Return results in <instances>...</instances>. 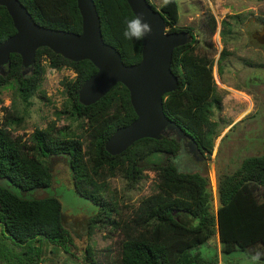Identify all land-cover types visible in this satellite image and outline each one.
<instances>
[{
  "label": "trees",
  "instance_id": "1",
  "mask_svg": "<svg viewBox=\"0 0 264 264\" xmlns=\"http://www.w3.org/2000/svg\"><path fill=\"white\" fill-rule=\"evenodd\" d=\"M20 1L37 23L82 32L77 0ZM94 1L105 42L118 49L125 64L139 63L143 41L139 21L127 0ZM160 11L175 31L178 1L167 0ZM15 33L12 17L0 5V41ZM188 46L174 50L172 70L179 76L180 85L167 95L164 111L200 149L212 153L215 129L211 115L219 105V100L215 101L213 59L194 55L185 49ZM46 66L76 73L74 78H64L62 84L71 114L87 120L89 140L84 145L79 136L57 128L55 120L24 140L14 136L11 129L19 118L4 108L8 122L0 124V177L6 182L0 184V264H41L45 261L46 243L63 250L72 244L60 199L30 195L51 185L47 158L59 154L69 158L77 193L98 209L94 223L101 222L124 234L117 261L97 262L88 247L86 264H218V260L211 261L196 251L217 234L222 254L241 250L249 258L264 261V154L246 158L233 174L220 179L219 206L213 211L209 179L197 172H183L171 157L166 158L176 156L183 147L175 136L143 138L119 155L106 151L105 144L113 133L137 115L130 92L122 83L92 105L80 103V88L98 71L90 60L74 62L41 47L33 73L24 76L22 57L13 53L7 74L0 73V93L12 84L19 98L31 103L42 87ZM146 169L157 172L158 191L145 197L128 221L114 218L120 213L117 204L108 200L109 178L119 175L138 184Z\"/></svg>",
  "mask_w": 264,
  "mask_h": 264
},
{
  "label": "rangeland",
  "instance_id": "2",
  "mask_svg": "<svg viewBox=\"0 0 264 264\" xmlns=\"http://www.w3.org/2000/svg\"><path fill=\"white\" fill-rule=\"evenodd\" d=\"M166 1L151 0L157 10H160ZM177 1L180 6L179 26H191L196 30L201 41L197 45L200 53H209L217 58L223 48L218 37L222 20L233 22L235 16L239 15L241 23L234 27L237 31L230 35L231 43L226 51L234 55L232 62L236 68L241 67L240 60L243 57L264 62V53L254 50L260 45L256 41L252 42V32L260 28L258 19L264 17V0ZM247 21L251 22L246 28L244 24ZM257 54L261 55L258 57ZM46 63L44 61V64ZM250 72L244 70V74L249 75ZM225 73V85H219L217 70H213L217 92L222 98L221 106L215 108L211 116L215 129L213 152L202 150L199 156L203 158L196 160L188 148L182 147L176 156L166 157H171L179 170L197 172L209 179L213 211H217L219 206L220 179L233 174L246 158L264 154V87L244 85L246 75L232 79V71L228 68ZM75 76L76 73L71 69L56 70L46 66L42 87L31 99V103L22 101L16 88L12 84L7 85L0 93V124L8 122L4 109L6 107L19 118L11 127L14 136H22L24 140H28L37 128H45L55 120L57 128H65L66 132L79 136L86 145L89 140L87 120L71 114L72 107L62 84L64 78L71 79ZM47 163L52 174L51 187L37 190L30 195L42 194V197L56 196L60 199L64 225L70 233L72 244L67 250H63L46 243L45 261L41 264H86L88 247L97 262L117 261L121 255L123 232L109 226L104 227L101 222L94 223L92 219L98 209L91 201L77 193L67 156L52 155L47 158ZM108 184V200L117 204L120 213L114 218H124L128 221L141 201L158 191V176L155 170L146 169L138 184L129 183L119 175L110 177ZM216 237L217 235L196 250L211 261L219 257ZM222 264H264V261L249 258L246 252L237 250L231 254H222Z\"/></svg>",
  "mask_w": 264,
  "mask_h": 264
},
{
  "label": "water",
  "instance_id": "3",
  "mask_svg": "<svg viewBox=\"0 0 264 264\" xmlns=\"http://www.w3.org/2000/svg\"><path fill=\"white\" fill-rule=\"evenodd\" d=\"M127 2L139 21L143 41L141 61L132 65L125 64L118 49L105 42L94 0H77L82 16L81 33L45 27L35 21L20 0H0L16 29L14 35L0 41V73L7 74L13 53L22 57L23 75L33 73L36 53L41 47H48L74 62L90 60L98 71L80 88V103L92 105L116 84L122 83L130 92L137 115L107 140L105 148L109 154L119 155L143 138L161 140L177 135L189 139L190 153L197 155L198 144L164 111L167 95L179 86V78L172 70L174 50L187 43L190 37L185 32H169L163 13L153 8L149 0ZM0 184H6L5 179L0 177Z\"/></svg>",
  "mask_w": 264,
  "mask_h": 264
},
{
  "label": "flooded vegetation",
  "instance_id": "4",
  "mask_svg": "<svg viewBox=\"0 0 264 264\" xmlns=\"http://www.w3.org/2000/svg\"><path fill=\"white\" fill-rule=\"evenodd\" d=\"M258 20H259L258 26H260V28L254 30L252 32V38H253L252 42L256 41L260 45V47H255L254 50L262 51V54H263L264 53L263 52V49H264V17H261ZM250 22L251 21H247L244 24V27L247 28L249 26ZM179 23H180V6H179V20H178V23L175 25V29L176 30L172 31L171 30V26L168 25V23H167L168 31L169 32H185V33H187L189 35V37H190V40L187 43H185V44H183L181 46L189 45L185 49L193 51L194 55L201 56L205 60H208V58L209 59L210 58L213 59V63L211 62V66H212V77H213V81H214V84H215V87H216L215 101L219 100V102H217V103H219V105H218V107H215V108H219L221 106L222 98L220 97V94L217 92V84H216V82L214 80V75H213L214 68L217 70V75L219 77V80H217L218 81L217 83H219V85H225L224 84L225 82H223V81H225L224 80L225 76H226L225 72H226V69L228 68L229 70L232 71V74H231V78L232 79L243 78L246 75V77H245L246 81H245L244 85H247L249 87H253V86L264 87V62L252 61V60L247 59L246 57H243L240 60L241 67L240 68H236L235 65L232 62V59H233L234 55L232 53H230L229 51H226V49L228 50V46L231 43V41L229 40L230 35L234 34L237 31L236 28L234 29V27L238 26L241 23V16H239V15L235 16L233 22H231V21L228 22L225 19L222 20V22L220 24V29H219V32H218V37H219L220 45H222L223 48H222V50L219 53L217 58L214 57L213 55H210L209 53H206V54L200 53L198 51L197 45L201 41H199L200 38H199L198 33L196 32V30L193 27H191V26H186V27L185 26H179ZM214 25H216V23H214ZM240 33H241V31L239 32V38H240ZM181 46H179V47H181ZM249 47L250 46H248V48ZM245 49H247V48L245 47ZM260 55L261 54H257L258 57ZM244 70H249L251 72H250L249 75H247V74H244ZM178 78H179V76H178ZM215 79H217L216 76H215ZM179 85H180V79H179ZM258 113H259V111H258ZM256 116H258V115H256ZM211 120H212V118H211ZM172 136H175L178 139V141L182 143V146L185 147V148H188V151L190 152V149L187 146V144L189 143V139H184L182 137L179 138L177 135H172ZM188 138H191V137L188 136ZM202 150L203 149H200V151L197 153V155H193L192 153L191 154L193 155V157H195L196 160H200V159L203 158V157L199 156V153H202ZM50 187H51V185L49 187H46V188H50ZM63 215H64V213H63V205H62V216Z\"/></svg>",
  "mask_w": 264,
  "mask_h": 264
},
{
  "label": "crops",
  "instance_id": "5",
  "mask_svg": "<svg viewBox=\"0 0 264 264\" xmlns=\"http://www.w3.org/2000/svg\"><path fill=\"white\" fill-rule=\"evenodd\" d=\"M216 243H217V247H218V251H219V257L216 260H218V264H222L221 243H220V239H219V235L218 234H217V237H216Z\"/></svg>",
  "mask_w": 264,
  "mask_h": 264
}]
</instances>
